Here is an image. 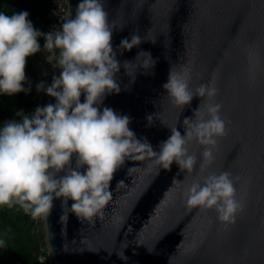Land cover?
<instances>
[{"label":"water","instance_id":"water-1","mask_svg":"<svg viewBox=\"0 0 264 264\" xmlns=\"http://www.w3.org/2000/svg\"><path fill=\"white\" fill-rule=\"evenodd\" d=\"M78 2L69 1L66 18ZM104 7L123 29L112 37L121 91L107 94L101 107L130 115L137 137L158 149L172 127L183 134L184 117L195 119L199 104L203 110L204 98L177 106L162 87L171 65H188L193 91L217 73L216 99L228 132L204 172L199 160L188 173L175 162L163 168L155 157L126 158L113 174L103 215L78 218L70 200L66 206L55 197L42 218L49 264H264V0H104ZM133 32L144 40L121 51V39ZM141 49L156 59L151 69L143 67L146 53L135 58ZM126 59L132 62L125 70ZM60 71L57 66L55 75ZM55 99L50 95L47 103ZM188 147L198 157L203 150L195 141ZM222 170L241 177L237 188L245 201L228 227L214 209L189 208L183 195L198 174Z\"/></svg>","mask_w":264,"mask_h":264},{"label":"clouds","instance_id":"clouds-1","mask_svg":"<svg viewBox=\"0 0 264 264\" xmlns=\"http://www.w3.org/2000/svg\"><path fill=\"white\" fill-rule=\"evenodd\" d=\"M114 29L104 0H79L75 15L70 14L53 31L43 32L29 18L28 10H0V94L31 91L25 86L27 57L43 49L50 50L47 60L59 66V75L45 86L37 84L55 97L54 103L38 105L31 114L19 110V119L0 124V207L19 205L33 219L47 218L55 197H62L78 218L103 215L112 193L109 184L126 158L155 157L163 168L173 162L179 171L192 173L199 160L204 172L215 159V146L228 132V121L221 115L222 103L216 97L217 73L190 87L191 69L170 66L163 89L177 106L190 105L194 96L204 98L203 110L193 109L196 118L185 116L182 134L178 127L154 149L146 138L137 137L129 127L130 115L110 106L101 107L105 96L119 93L117 73L121 61L112 43ZM144 40L138 32L121 39L118 48L131 50ZM155 42V40H152ZM58 50V56L57 52ZM146 53L144 68H152L156 59L141 49L135 58ZM132 61L124 60L125 70ZM83 95L84 99L81 100ZM154 114L147 116L149 124ZM163 123V122H162ZM195 141L203 146L198 157L189 150ZM241 177L229 170L199 174L186 187L183 195L189 208L214 209L217 219L228 227L235 224L245 208L237 181ZM67 213H65L66 215ZM6 240L0 237V249Z\"/></svg>","mask_w":264,"mask_h":264},{"label":"trees","instance_id":"trees-1","mask_svg":"<svg viewBox=\"0 0 264 264\" xmlns=\"http://www.w3.org/2000/svg\"><path fill=\"white\" fill-rule=\"evenodd\" d=\"M53 0H0V10L13 11L28 10L29 18L36 28L43 32L49 31L47 11ZM41 50L27 57L25 66V86L31 91H20L15 94H0V124L9 119H19L17 113L23 109L24 113L31 114L38 106L36 92L32 78L36 74V65L44 58V37H39ZM48 98L42 103L47 104ZM0 237L6 240V247L0 249V264H43L38 255L41 247H46L43 221L39 223L26 213L19 205L11 208L0 207Z\"/></svg>","mask_w":264,"mask_h":264},{"label":"built area","instance_id":"built-area-1","mask_svg":"<svg viewBox=\"0 0 264 264\" xmlns=\"http://www.w3.org/2000/svg\"><path fill=\"white\" fill-rule=\"evenodd\" d=\"M70 0H53L51 5L48 8L47 11V17L49 19V31L56 30L59 28V26L62 24L63 19L66 18L67 10L69 6ZM57 56H58V50H56ZM50 50L45 49L44 58L39 61L36 65V74L32 78L33 87L36 92V101L38 105H42V103L45 101L46 98L49 99V94H47L45 91L37 90V84L40 81L45 82V86L50 84L53 79V75L56 74L57 66H54L53 64L56 63L57 57L53 58V63L48 61L46 56L50 55ZM42 220V218L34 219L35 222H39ZM46 247H41V252L38 255L39 260L43 264H49V257H48V250L47 253H45Z\"/></svg>","mask_w":264,"mask_h":264},{"label":"rangeland","instance_id":"rangeland-1","mask_svg":"<svg viewBox=\"0 0 264 264\" xmlns=\"http://www.w3.org/2000/svg\"><path fill=\"white\" fill-rule=\"evenodd\" d=\"M39 223V222H38Z\"/></svg>","mask_w":264,"mask_h":264}]
</instances>
